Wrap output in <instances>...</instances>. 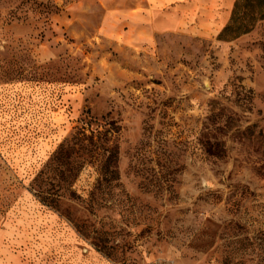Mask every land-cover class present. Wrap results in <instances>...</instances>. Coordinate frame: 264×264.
I'll return each instance as SVG.
<instances>
[{"label":"rangeland","instance_id":"374dc122","mask_svg":"<svg viewBox=\"0 0 264 264\" xmlns=\"http://www.w3.org/2000/svg\"><path fill=\"white\" fill-rule=\"evenodd\" d=\"M236 1L0 0V264H264Z\"/></svg>","mask_w":264,"mask_h":264},{"label":"trees","instance_id":"16d2710c","mask_svg":"<svg viewBox=\"0 0 264 264\" xmlns=\"http://www.w3.org/2000/svg\"><path fill=\"white\" fill-rule=\"evenodd\" d=\"M259 21H264V0H237L223 34L237 38L250 32ZM88 141L93 145V138Z\"/></svg>","mask_w":264,"mask_h":264},{"label":"built area","instance_id":"2783aa9c","mask_svg":"<svg viewBox=\"0 0 264 264\" xmlns=\"http://www.w3.org/2000/svg\"><path fill=\"white\" fill-rule=\"evenodd\" d=\"M154 264H165V263H160V262H158V263H154Z\"/></svg>","mask_w":264,"mask_h":264}]
</instances>
